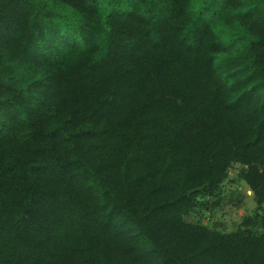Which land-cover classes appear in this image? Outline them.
<instances>
[{
  "label": "trees",
  "instance_id": "obj_1",
  "mask_svg": "<svg viewBox=\"0 0 264 264\" xmlns=\"http://www.w3.org/2000/svg\"><path fill=\"white\" fill-rule=\"evenodd\" d=\"M0 264H264V0H0Z\"/></svg>",
  "mask_w": 264,
  "mask_h": 264
},
{
  "label": "rangeland",
  "instance_id": "obj_2",
  "mask_svg": "<svg viewBox=\"0 0 264 264\" xmlns=\"http://www.w3.org/2000/svg\"><path fill=\"white\" fill-rule=\"evenodd\" d=\"M31 65L35 67L36 70L48 72L51 70H55L58 68L59 62L54 57H38L34 60L29 61ZM245 165L240 162L233 163L228 171V176L224 180L223 184V192L227 194L229 201L231 202L228 205L230 215H227L229 218L225 216H218L217 213H214L210 208V199L208 197L202 198L201 204H199L194 210L184 215V219L186 221H201L208 227L213 229L231 231L237 228L238 224L242 221V217H238L240 211L238 209L242 206L241 203H245L247 207L251 205H255V207H251L249 213L252 214L255 209L257 210V203L255 200L254 192L248 185V183L239 176L240 170ZM248 193V190H250ZM239 191L244 193L245 199H240L238 197ZM242 201V202H241ZM262 212V209L258 210ZM225 215V214H224ZM238 215V216H237ZM255 230H260V225L257 223L253 226Z\"/></svg>",
  "mask_w": 264,
  "mask_h": 264
},
{
  "label": "crops",
  "instance_id": "obj_3",
  "mask_svg": "<svg viewBox=\"0 0 264 264\" xmlns=\"http://www.w3.org/2000/svg\"><path fill=\"white\" fill-rule=\"evenodd\" d=\"M250 190H248L249 193ZM227 194L222 193L221 195L217 196V197H212L209 198L210 199V208L212 209V211L214 213H217L218 216L222 215L225 216L227 218H229L227 215H230L229 213H227V211H229L228 209V205L231 203L228 199V197L226 196ZM244 193H242L241 191H239L238 197L242 200L245 199L244 197ZM242 202V201H241ZM241 207L238 209V211H240L239 216L238 217H242L249 213V210L251 209V207H255V205H251L250 207H247V205L245 203H241ZM225 214V215H224Z\"/></svg>",
  "mask_w": 264,
  "mask_h": 264
}]
</instances>
